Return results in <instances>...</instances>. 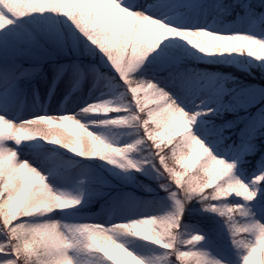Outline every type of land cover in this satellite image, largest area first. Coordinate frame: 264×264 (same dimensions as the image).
Listing matches in <instances>:
<instances>
[{
    "label": "snow or ice",
    "instance_id": "1",
    "mask_svg": "<svg viewBox=\"0 0 264 264\" xmlns=\"http://www.w3.org/2000/svg\"><path fill=\"white\" fill-rule=\"evenodd\" d=\"M188 6L186 0H164L163 3L161 0H152V3L147 0L143 3L105 0L91 6L97 15L83 25L68 15L49 12L47 14L64 18L60 21L61 27L36 24L28 31L23 46L9 48L7 41L13 36L11 29L28 18L46 13L43 10H17L0 0V39L5 42L4 50L0 51V124L7 130L0 136V160L4 161L0 168V264H21V260L24 264H33V261L35 264H76L72 253L81 247L102 254L105 264H141V260L127 251L114 234L134 236L168 250L169 255L164 257L167 264H264V150L256 162L257 173L250 183L236 175L239 171L237 162H246L245 157L256 152L257 138L264 136V87L253 84L230 92L215 78L194 74L185 66L183 56L174 49L167 46L158 49L169 38H178L207 57L220 53L240 55L244 50L264 71V35L258 36L255 31L226 35L182 30L188 25L194 28L195 20L184 17L170 24L165 18L173 10ZM237 9L243 12L241 19L264 24V0H233L228 5L217 2L213 6L218 17ZM121 14L134 18L135 26L123 22ZM145 32L147 36L142 35ZM15 35L18 37L20 33ZM96 51L102 53L119 74L130 99L128 105L92 104L77 116L45 113L12 119L20 98L30 88L37 83L47 87L49 71L54 81L61 77L78 81L83 75L80 58L85 54L94 55ZM145 67L153 74V79H133V75ZM177 92L181 94L179 102ZM149 97L155 105L152 108H146L144 104ZM250 109L255 111L250 112ZM98 112H104V116L116 113L124 117L113 118L103 126L134 124L143 137L126 148L106 143L77 118L79 115H99ZM238 112L247 115L223 125L214 123L224 113ZM173 120L191 130L182 137L185 150L176 157L175 171L168 167L162 156L175 141L164 144L157 140L158 129L164 122ZM116 121L124 123H113ZM66 125L78 130L81 140H87L88 144L74 146L60 136L37 137L32 131L37 126L52 129ZM237 126H240L237 142L225 146L224 141L228 139L225 131ZM37 139L51 141L52 145H59L78 157L115 164L117 168H121L116 162L118 157H124L139 145H150L152 170L162 191L175 205V211L168 217L144 218L111 229L92 224L63 226L84 236L82 241L65 239L60 234L62 226L57 223L33 226L22 223L24 218L72 211L82 203L81 199L55 192L44 176L23 165L17 153L6 147L9 143L20 146ZM175 154L173 151L172 157ZM201 155L203 159L194 164ZM121 170L144 173L143 167L132 163ZM196 204L200 205L199 209ZM231 204L239 207H231ZM198 215L219 218L212 220L216 226L213 235L220 239L224 236L223 229H227L234 259L230 258L229 252L218 249L216 241L200 229L181 233L185 220ZM163 225L170 229L167 237L156 231ZM144 226L151 229V234L131 230ZM26 230L31 233L27 239ZM173 231L175 235L171 234ZM41 234H47L48 239H42ZM242 234L247 239H240ZM181 235L187 239L181 240ZM100 241L105 246H101ZM205 244L207 249L201 247ZM41 248L46 250L43 256Z\"/></svg>",
    "mask_w": 264,
    "mask_h": 264
},
{
    "label": "rangeland",
    "instance_id": "2",
    "mask_svg": "<svg viewBox=\"0 0 264 264\" xmlns=\"http://www.w3.org/2000/svg\"><path fill=\"white\" fill-rule=\"evenodd\" d=\"M43 1L45 4L48 3L47 6L49 8L54 7L57 14L68 15L69 17L74 14H81L83 16V24H87L95 15H97L96 10L91 7L92 5L86 4L82 0ZM163 1L164 0H161L162 3ZM103 2H105V0H103ZM134 2L143 3L145 0H134ZM186 2L189 5L188 7L175 10L173 13L169 14L174 20L182 19L184 17L195 20L194 28L191 25H188L182 30H205L214 34L226 35H244L248 34L250 31H255L258 36L264 35V24H260L253 20L241 19L240 17L243 16L242 11L236 12L235 16L229 20L224 17H214L216 14L213 11V6L217 2H221V0H186ZM121 15L123 17V22L131 23L135 26L136 21L134 18L127 16V14ZM58 19L62 21L64 18L58 17ZM50 20L52 19L45 16L44 22H47L45 25H53L52 22H49ZM56 27L58 26L56 25ZM28 31L27 28L24 26L21 27L20 24H18L16 28L11 29L13 36L7 41V47L16 48L23 46L27 40ZM17 33H20L18 37L15 35ZM142 35L147 36L148 33L145 32L142 33ZM162 44L171 49H180V55L191 63L233 67L239 71L251 74L252 76L255 75L253 73L254 68L259 65V62L248 57L244 53V50H242L240 55L237 53H220L219 56L207 57L198 50L191 48L186 41H180L178 38H169L162 42ZM4 48L5 42L0 39V51H3ZM83 64V75L78 81L65 79L64 77L54 81L53 74L49 71L47 73L49 79L47 87H41L40 84L37 83L34 87L30 88L28 93L20 98L17 109L12 114V119L32 118L33 116L45 113L50 116H77L78 113H83L85 107L92 104L110 103L111 106L115 107L128 105L127 95L125 94L126 91L122 90L119 84L111 82V79L106 74L102 73L99 67L94 63L85 62ZM189 69H191L194 74H202L206 78H215L219 83H223L225 88L230 92L239 86L240 89L246 86H251L246 82L234 85V87L231 86V84L237 80V78L233 77L231 74H221L220 72L203 74L194 70L192 67ZM152 79L153 75L147 76L143 80L148 81ZM175 95L179 102L181 94L177 92ZM40 98H43L44 101H38ZM144 104L146 108H152L155 106L153 99L150 97L144 100ZM58 106L59 108L62 107L59 113L54 110V108H57ZM98 114L99 115L87 116L79 115L77 118L88 128L89 131L92 132V134L99 138H102L105 129V126L103 125H105L109 119L124 118L116 113H108L109 116H104V112H98ZM245 115H247V113L240 114L239 118ZM113 123L122 124L121 121ZM225 123H227V121H223L220 125ZM70 127L71 125H66L65 128L52 129L64 133L67 132ZM6 131L5 127L0 124V136L5 135ZM123 131L124 127L118 126L117 134L119 135ZM158 131L160 133L157 136L158 142L165 144L169 142L172 137L186 135L190 131V128L185 127L182 124H177L173 120L172 122H164ZM257 139L261 143H264V136H260ZM224 144L227 146L233 143L230 141L226 144L224 141ZM40 145H43V141L37 139L35 141L25 142L19 147L12 143L7 144L6 147L16 151L20 161L30 163L46 178L49 187L55 192L62 194V192L67 189V182L64 177L58 173V166L65 164L64 162L54 160L49 155L38 152V149L41 148ZM131 163L143 167L144 173H147L143 174L147 175L151 181H146V179L139 176V173H133L130 175L126 174L122 188L112 195L113 201L120 202V207L113 203L111 205L105 204L100 209H93L87 212H81L77 209L72 211H57L50 215L43 216L44 219L42 220L44 223H57L61 225L60 234L65 239L74 238L78 241H82L85 238L84 236L80 233L71 232L63 226L74 227L92 224L104 227L105 229H111L121 224L135 222L144 218H164L171 216L175 211V205L168 199L167 194L162 191L161 183L155 180L156 173L151 168L144 167L143 163L140 164L138 159L135 161L131 160ZM239 173L241 179H243L245 183H250V179L255 177L257 170H254L249 176L244 175L242 170H239ZM137 184H140L141 188H139ZM154 200H157V203L152 202ZM142 201L147 202L148 206L138 209ZM192 230L193 228L187 227L186 224L184 228L180 229L181 233H190ZM156 231L163 237H167L170 233V229L167 225L158 227ZM203 233L208 235L209 239L216 241V247L218 249L229 252L230 258L234 259V255L230 252V239H225V236L217 239V237H212L205 231H203ZM171 234L175 235V232L173 231ZM114 235L116 240L124 246L127 251L141 260V264H167L164 257L169 255L168 250L161 249L159 246L153 245L150 241H143L134 236L126 234ZM180 239L184 240L187 239V237L181 235ZM101 246L105 245L101 243ZM201 247L207 249L208 245L205 244ZM213 251L215 252L216 249H213ZM72 256L75 259L76 264H105V258L102 254L90 252L83 247L73 251Z\"/></svg>",
    "mask_w": 264,
    "mask_h": 264
},
{
    "label": "trees",
    "instance_id": "3",
    "mask_svg": "<svg viewBox=\"0 0 264 264\" xmlns=\"http://www.w3.org/2000/svg\"><path fill=\"white\" fill-rule=\"evenodd\" d=\"M7 6L13 7L17 10H24V11H40L43 10L46 14L43 16H36L32 18H28L23 22L18 24L21 27H25L28 30H31L32 27L36 24L45 25L44 17L50 18L49 22H52L54 26L61 27L60 20L58 17L54 16L53 14H47L49 12L56 13L54 7L49 8L47 4L44 3L43 0H5ZM221 2L225 5L233 3V0H221ZM236 12H240L239 9L236 11L231 12L229 15L224 16L225 19H232ZM214 17H217L214 16ZM70 18L78 20L83 25V16L81 14H74ZM223 18V17H222ZM165 47L163 44L158 46L159 48ZM179 54L181 53L180 49L176 50ZM185 66L189 69L190 67L194 68V70L199 71V73L203 74H211L220 72L221 74H231L233 77L237 78L231 86L243 84L244 82L248 83L249 85L255 84L257 87H264V71H261L259 65L254 68L253 73L255 74L252 76L246 72L239 71L233 67L223 66V65H207V64H200V63H191L190 61L185 60ZM81 63L85 62H92L99 67V69L106 74L110 79L111 82L114 84L117 83L120 85V88L126 91V88L123 84V81L120 79L119 74L115 71L112 67L110 62L107 60L106 57L103 56L102 53L96 51L94 55L85 54L80 58ZM80 63V64H81ZM153 74L145 69L141 70L138 73L133 75V79L136 80H143L147 76H152ZM240 87V86H239ZM236 88L235 91L240 90V88ZM234 91V90H233ZM127 103H130V99L127 96ZM250 112H254L255 109H250ZM240 114H244V112L238 113H224L222 117L215 120V123L220 124L223 121H232L239 118ZM111 120V119H109ZM108 120V121H109ZM107 121V122H108ZM124 123V122H122ZM118 124V123H117ZM124 127V131L121 132L119 135L117 134L118 126H105L103 131L102 138L106 143L118 147V148H126L131 147L132 145L136 144L138 140L143 137V133L138 131L134 124H128ZM55 130V129H54ZM240 131V126L236 128H230L225 131V136L228 137L225 140V143H229L232 141L234 144L237 142L238 133ZM59 133H62L58 131ZM76 133L80 136L79 131L73 129L72 126L67 130V132L62 133L63 135L60 137H72L73 134ZM179 137H183V135L172 137L169 142L165 144H169L172 141H175ZM59 138V137H58ZM43 141V145H40L41 148L39 152L51 156L56 161L64 162L65 165L58 166L59 170L58 173L64 177L65 181L67 182V189L62 192L63 195L74 198V199H81L82 203L77 208L78 211L87 212L91 210V207L94 206V210L100 209L105 204L111 205L115 203L118 207H120L119 201H113L112 195L117 192L123 186V182L125 181V176L133 174V171H122L121 169L126 168L127 164L131 163L138 159L140 164H144V167L151 168V161L153 159V151L148 144L139 145L135 150L130 152L129 154L125 155L124 157H118L117 161L120 163L121 168L115 167V164H108L105 161H100L98 159H85L83 157H78L74 153H69L66 149H62L59 145H52L48 144L46 141ZM211 148V146H210ZM264 150V143L260 141H256V152L245 158L246 162H237L239 170H242L244 175L249 176L254 170H257V160L260 157V154ZM184 149L178 148L176 150V154L173 156L174 163L176 165V157L183 153ZM200 159H203V155L196 158L193 162L198 163ZM133 164V163H132ZM4 161H0V168H3ZM198 166V165H197ZM148 170V169H147ZM176 169L173 168V171ZM147 174V173H144ZM140 174L139 176L151 181L147 175ZM236 175L241 178L239 171L236 172ZM156 177V176H155ZM249 178V177H248ZM27 179V177H26ZM203 180V177L200 178ZM155 180H157L155 178ZM158 181V180H157ZM139 188H141L140 184H137ZM152 200V199H151ZM157 203V200L152 201ZM148 206L147 202L142 201L138 209H142ZM231 207H239L238 204H231ZM195 207L197 209L200 208L199 204H196ZM44 217L41 216H34L29 218H24L21 222L27 225L33 226L37 224H43L44 221L42 220ZM218 220V217H211L206 215H198L194 218L185 220V224L187 227H191L193 229H200L205 231L207 234L211 235L212 237H216L213 233L216 231V226L212 223V220ZM224 230L225 239H227V229ZM31 233L26 230L25 238H30ZM42 239H48L47 234H41ZM245 235H241L240 239H246ZM2 239V238H0ZM46 250L41 248V256H43ZM35 264V261H33Z\"/></svg>",
    "mask_w": 264,
    "mask_h": 264
},
{
    "label": "clouds",
    "instance_id": "4",
    "mask_svg": "<svg viewBox=\"0 0 264 264\" xmlns=\"http://www.w3.org/2000/svg\"><path fill=\"white\" fill-rule=\"evenodd\" d=\"M257 52H259V49H256ZM33 133L37 136V137H45V136H62V133H59L57 130L54 129H50L47 127H43V126H37L36 128L32 129ZM191 131V130H190ZM189 131V132H190ZM89 135H91V133H89ZM63 139L65 140V142H69L71 141L73 143V145L75 146L76 144H80L83 143L85 145L88 144L87 140H81L80 136L76 133L73 134L72 137H63ZM48 144H51V141L47 142ZM19 147V146H17ZM98 147V146H97ZM149 147H151L149 145ZM178 148L180 149H184L185 150V143H184V139L182 137L178 138L175 140V143L173 146L167 148L164 150V152L162 153L163 158L166 160L168 167L169 168H175V163L172 157V152L176 151ZM14 151V150H13ZM16 152V151H15ZM210 154V153H209ZM23 165H27L31 167L32 171H37L36 168H34L30 163L26 162V161H20ZM39 172V171H38ZM40 173V172H39ZM43 176V175H42ZM166 179V177H165ZM133 232H143L146 234H151V229L148 228L147 226H144L143 228H133L131 229ZM247 239V238H246ZM100 243H104L103 241H100ZM21 264H24V261L21 260Z\"/></svg>",
    "mask_w": 264,
    "mask_h": 264
},
{
    "label": "bare ground",
    "instance_id": "5",
    "mask_svg": "<svg viewBox=\"0 0 264 264\" xmlns=\"http://www.w3.org/2000/svg\"><path fill=\"white\" fill-rule=\"evenodd\" d=\"M83 2H85L86 4H90V5H95V4H99V3H104L103 0H82ZM138 1V0H137ZM142 2V1H141ZM164 2V1H163ZM147 3H152V0H147ZM175 10H173L171 13H173ZM170 13V14H171ZM169 23H172L174 21L173 17H170V15L168 14L165 17ZM62 107L59 108V106L57 108H54V110L59 113L61 111ZM72 109V108H71Z\"/></svg>",
    "mask_w": 264,
    "mask_h": 264
}]
</instances>
